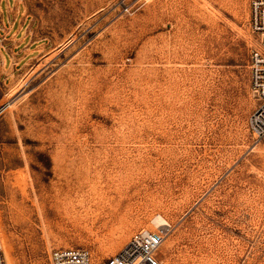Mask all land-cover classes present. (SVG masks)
Returning <instances> with one entry per match:
<instances>
[{"label":"rangeland","instance_id":"1","mask_svg":"<svg viewBox=\"0 0 264 264\" xmlns=\"http://www.w3.org/2000/svg\"><path fill=\"white\" fill-rule=\"evenodd\" d=\"M250 2L22 0L13 70L0 51L7 264H52L63 246L99 264L134 234L162 228L165 264H264ZM125 172L144 185L116 210L95 203ZM61 188L69 214L56 215Z\"/></svg>","mask_w":264,"mask_h":264},{"label":"built area","instance_id":"2","mask_svg":"<svg viewBox=\"0 0 264 264\" xmlns=\"http://www.w3.org/2000/svg\"><path fill=\"white\" fill-rule=\"evenodd\" d=\"M250 25L259 38V44L251 54V86L259 104L248 120L251 133L257 140L264 138V0H251ZM166 229V228H165ZM160 229L134 234L114 255L99 264H165L157 254L168 231ZM52 264H93L90 251L84 247L63 246L50 254ZM0 264H7L0 247Z\"/></svg>","mask_w":264,"mask_h":264},{"label":"bare ground","instance_id":"3","mask_svg":"<svg viewBox=\"0 0 264 264\" xmlns=\"http://www.w3.org/2000/svg\"><path fill=\"white\" fill-rule=\"evenodd\" d=\"M119 159V158H118ZM158 160V159H157ZM149 161V160H148ZM163 161V160H162ZM117 162V161H116ZM150 162V161H149ZM153 162V161H152ZM169 162V161H168ZM118 163V162H117ZM116 163V164H117ZM163 163V162H162ZM124 164V163H123ZM122 164V165H123ZM147 164V163H146ZM136 165L134 164V167H135ZM145 166V165H144ZM153 166V165H152ZM166 166V165H165ZM123 167V166H122ZM133 166H132V168H134ZM137 167V166H136ZM143 167V166H142ZM141 167V168H142ZM156 167V166H155ZM127 168V167H126ZM125 168V169H126ZM119 169H121V166H119ZM130 169V168H129ZM121 170H123V169H121ZM128 170V169H127ZM126 170V171H127ZM147 170H148V168H147ZM153 170V169H152ZM159 170V169H158ZM116 172V171H115ZM123 172V171H122ZM128 172V171H127ZM132 172V171H131ZM154 172V171H153ZM156 172H158V171H156ZM160 172V171H159ZM117 173V172H116ZM119 173V172H118ZM126 173V172H125ZM129 173V172H128ZM128 173H126V174H128ZM134 173V172H133ZM146 173H147V171H146ZM165 173V172H164ZM120 174H122L121 173V171H120ZM119 174V175H120ZM132 174V173H131ZM131 174H128V176L129 177H127L126 178V176H124V178H121V179H118V182H116V181H112L110 184H108V189L107 190H105L104 189V191H102V192H95V194H97L98 195V197L97 198H95L96 200H95V203H97V204H99V205H109L110 206V208H114V206H121L122 205V203H124V201H126L129 197H130V195H132L131 194V192L133 191V190H137L138 188H139V186L140 185H142L143 184V180L141 179V180H139V179H134L133 178V176L131 175ZM138 174H140V173H138ZM156 174V173H155ZM163 174V173H162ZM161 174V175H162ZM119 175H117V176H119ZM131 175V176H130ZM147 175V174H146ZM152 175H154V174H151V176ZM121 176V175H120ZM119 176V177H120ZM122 176H123V174H122ZM138 176V175H137ZM141 176V175H140ZM139 176V177H140ZM159 176H160V174H159ZM163 176V175H162ZM119 177H117V178H119ZM138 177V178H139ZM147 177V176H146ZM148 178V177H147ZM160 178V177H159ZM111 179V178H110ZM115 179V178H114ZM109 180V179H108ZM116 180V179H115ZM155 180V179H154ZM159 180V179H158ZM157 180V181H158ZM161 180V179H160ZM159 180V181H160ZM164 180V179H163ZM162 180V181H163ZM111 181V180H110ZM161 182V181H160ZM146 184V183H145ZM144 185V184H143ZM156 186V185H155ZM91 187V186H90ZM93 187V186H92ZM95 187V186H94ZM93 187V188H94ZM104 187H105V185H104ZM103 187V188H104ZM146 188V187H145ZM147 189V188H146ZM176 189V188H175ZM96 190H98V188H96ZM103 190V189H102ZM151 190V189H150ZM149 190V191H150ZM95 191V190H94ZM134 191V192H135ZM93 192V191H92ZM173 192V191H172ZM82 193V192H81ZM147 193V192H146ZM150 193V192H149ZM159 193V192H158ZM157 193V194H158ZM78 194V193H77ZM133 194H135V193H133ZM152 194V193H151ZM150 194V195H151ZM160 194V193H159ZM75 195H76V193H75ZM93 195V194H92ZM79 196V195H78ZM96 196V195H95ZM94 196V197H95ZM138 196V195H137ZM148 196V195H147ZM52 197L53 198H55V202L54 203H51V208L53 209V210H55V213H56V215H61V213L64 211V213H68L69 214V210H67V206H65V204L67 203L66 202V200L68 199V198H70V196H69V190H65V189H59V190H56V192L52 195ZM82 197H84V196H82ZM92 197V196H91ZM149 198V197H148ZM133 199V198H132ZM152 199V198H151ZM65 200V201H64ZM153 200V199H152ZM69 201V200H68ZM78 201V200H77ZM129 201V200H128ZM73 202V201H72ZM81 202V201H80ZM152 202V201H151ZM155 202H156V200H155ZM158 202V201H157ZM156 202V203H157ZM35 203V202H34ZM154 203V202H153ZM73 204V203H72ZM129 204V203H128ZM68 205V204H67ZM69 205H70V201H69ZM95 205V204H94ZM154 205V204H153ZM73 206V205H72ZM93 206V205H92ZM95 206H98V205H95ZM157 206V205H156ZM105 208H106V206H104ZM66 208V209H65ZM131 208V207H130ZM98 209H100L99 208V206H98ZM115 210H116V207L114 208ZM132 210V209H131ZM73 212V211H72ZM76 213V212H75ZM43 217V216H42ZM76 217V216H75ZM77 218V217H76ZM155 224H156V226L157 225H161V224H163V222L162 221H159V220H156V222H155ZM154 227V226H153ZM145 231H147V230H145ZM146 233V232H145ZM119 246V245H118ZM117 247V244L116 243H113L112 245H110L108 248H106L105 247V250H104V253L105 254H109L110 252H113V250L115 249ZM162 248H163V244L159 247V249H158V251H157V254L160 256V250L161 251H163L162 250ZM163 252H165V251H163ZM166 253V252H165ZM163 254V253H162ZM161 257V256H160ZM162 259V258H161ZM163 260V259H162Z\"/></svg>","mask_w":264,"mask_h":264},{"label":"crops","instance_id":"4","mask_svg":"<svg viewBox=\"0 0 264 264\" xmlns=\"http://www.w3.org/2000/svg\"><path fill=\"white\" fill-rule=\"evenodd\" d=\"M28 21L26 7L22 0H0V51L3 55V69L6 70L9 59V70H13L16 62L15 41ZM12 39V40H11Z\"/></svg>","mask_w":264,"mask_h":264}]
</instances>
